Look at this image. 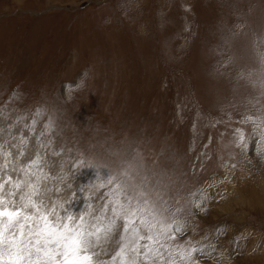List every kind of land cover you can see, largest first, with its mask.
<instances>
[{
	"label": "rangeland",
	"instance_id": "374dc122",
	"mask_svg": "<svg viewBox=\"0 0 264 264\" xmlns=\"http://www.w3.org/2000/svg\"><path fill=\"white\" fill-rule=\"evenodd\" d=\"M260 135L264 0H0V144L42 158L61 216L127 172L159 193L166 260L264 264Z\"/></svg>",
	"mask_w": 264,
	"mask_h": 264
},
{
	"label": "snow or ice",
	"instance_id": "6c2138e0",
	"mask_svg": "<svg viewBox=\"0 0 264 264\" xmlns=\"http://www.w3.org/2000/svg\"><path fill=\"white\" fill-rule=\"evenodd\" d=\"M258 139L264 141V135ZM11 147L19 150L14 153L0 144V264H177L171 251L167 260L161 251L167 247L161 241L174 238L173 225L157 219L151 196L159 193L141 186L146 178L141 184L129 183L133 179L129 173H122L127 180L121 181L104 168L107 185L99 187H111L103 209L87 216H61L57 205L45 203L48 177L42 158L17 145ZM237 147L241 153L249 147L243 133ZM173 224L180 232L181 225ZM102 255L110 258L101 261ZM179 258L190 264L191 252H180Z\"/></svg>",
	"mask_w": 264,
	"mask_h": 264
},
{
	"label": "bare ground",
	"instance_id": "6f19581e",
	"mask_svg": "<svg viewBox=\"0 0 264 264\" xmlns=\"http://www.w3.org/2000/svg\"><path fill=\"white\" fill-rule=\"evenodd\" d=\"M260 175H261V172H260ZM261 176H262V175H261ZM261 176H258V177H261ZM258 177H257V178H258ZM263 180H264V179H263ZM258 181H259V178H258V180L256 181V183H257Z\"/></svg>",
	"mask_w": 264,
	"mask_h": 264
}]
</instances>
